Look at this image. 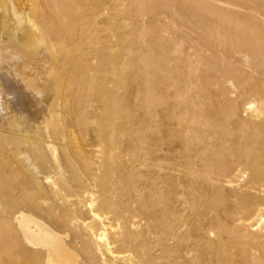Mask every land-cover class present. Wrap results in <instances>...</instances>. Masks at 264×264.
<instances>
[{"label":"bare ground","instance_id":"6f19581e","mask_svg":"<svg viewBox=\"0 0 264 264\" xmlns=\"http://www.w3.org/2000/svg\"><path fill=\"white\" fill-rule=\"evenodd\" d=\"M131 1L143 85L128 97L145 114L134 121L119 105L128 63L105 60L95 44L71 60L85 41L81 26L104 24L122 0L84 9L76 0H0L9 35L0 34V79L14 78L34 105L24 109L30 118L12 108L0 123L20 164L0 211L5 264H264L261 1ZM172 2L189 14L179 12L193 36L186 50L178 31L159 36L147 32L152 20L142 23L145 12L164 21ZM181 55L185 73L175 79L170 62ZM93 80L106 92L91 99ZM73 94L86 98L72 105ZM57 142L70 154L56 153Z\"/></svg>","mask_w":264,"mask_h":264},{"label":"rangeland","instance_id":"374dc122","mask_svg":"<svg viewBox=\"0 0 264 264\" xmlns=\"http://www.w3.org/2000/svg\"><path fill=\"white\" fill-rule=\"evenodd\" d=\"M114 0H76V2H78L77 3V6L79 7V8H81V9H84L85 7H87V6H89V5H93V4H101V3H105V2H108L107 4H111V2H113ZM187 1H190V0H187ZM232 1H234V2H236V3H238V4H241V5H246V4H248L247 2H245L246 0H232ZM255 2H256V0H254ZM259 2L261 1V3H262V5H261V10L262 11H264V0H258ZM257 1V2H258ZM129 3V4H128ZM130 3H132L133 4V2L131 1V0H125V2H124V0H122V7L121 6H117V8L119 9H116V8H114V9H112L109 13H110V15H113V13H114V15L113 16H110L109 14H108V16L104 19L105 20V22H104V24H102L103 23V21L102 22H99V20H96L99 24L98 25H96L97 23H96V21H91V22H87V23H84L83 24V26H81L82 27V29L85 31V33H84V42L82 43V44H78V46L76 47V48H74L75 49V51L73 50V52H72V54H71V60H73V61H79L80 59H83V57L85 56V58L86 57H90L91 55L90 54H93V52H91L93 49H94V46L96 45V47L97 46H101L102 48V50H101V52H100V54H101V56H102V58H104L105 60H108V61H110V62H112V61H115V60H117V61H119V62H121L122 64H123V66H125V67H127V65L129 64L130 66H129V70H127L128 69V67L126 68V69H124V73H123V78H125L126 79V86L122 89V92H121V90H120V93H119V101H121V102H119V105L120 106H122L125 110H126V112L128 113V115H129V117H130V119H132L131 121H134V120H137V118H140L141 117V114L144 116L145 114H143V112L141 111V109H140V104H141V102H139V100H137V97H136V95L134 96V98H132L131 100H129V97H128V94L129 93H131V92H133L134 94H136V93H140V91L142 90V79H141V70H142V68L143 67H141V66H143V63H141L142 61H140L141 59H140V55L141 54H139V52H141V44H139V42L141 41V39H139L138 40V38L140 37L139 36V32H137V31H139L138 29L139 28H141L140 27V25H141V22H139L140 23V25H138L139 23H137V21L136 20H134L135 19V17L137 16V15H133L134 13H133V11H131L132 9H134V5L135 4H131V6H130ZM260 3V4H261ZM80 4V5H79ZM113 4V3H112ZM124 4H125V6H124ZM177 5V6H176ZM128 7V9H127V7ZM172 6H173V9L172 10H174V11H169V12H167V14L165 15L166 17L164 18V21L162 20V19H160V21L158 20V22H157V19H152L150 16H151V14L150 13H147V12H145V15H144V13H143V17L142 16H140V17H142V23L143 24H145V23H148L149 21H153V24L155 25V26H152V28L154 27V29H149V31H147V32H150V30L154 33L155 32V34L156 35H159V36H161V35H163V34H168V33H170V32H172L173 34L175 33V31H178V32H176L177 33V35H176V33L174 34V36L177 38V42H178V44H177V46H178V49H181V50H186L187 48H188V46H190V43H192L190 40H191V37H193L191 34H189L188 36H186V35H184V33H187L188 32V30H187V28L189 27V24L187 23V22H185L186 20H185V18H182V16H179L180 14H179V12L181 13V12H183L181 15H183L184 16V14L186 13V11L185 10H182V8L180 9V5L179 4H177L176 2H172ZM84 7V8H83ZM129 7L131 8V9H129ZM133 7V8H132ZM175 7V8H174ZM122 8H123V10H122ZM126 8V9H125ZM177 8H179V9H177ZM117 10V11H116ZM125 10H129V11H125ZM176 10H178V11H176ZM180 10H182V11H180ZM125 11V12H124ZM118 12V13H117ZM131 12V13H130ZM172 12V13H171ZM185 12V13H184ZM125 13V14H124ZM128 13H130L129 15H128ZM119 14H121V15H119ZM177 14V15H176ZM119 15V16H118ZM123 15V16H122ZM140 15H142V14H140ZM185 15H189L188 14V12H187V14H185ZM125 16V17H124ZM178 16V17H177ZM113 17V18H112ZM130 17V18H129ZM112 18V19H111ZM121 18V19H120ZM5 19V15L2 13V11H1V8H0V22H2L3 20ZM172 19H173V22H172ZM184 19V20H183ZM134 20V21H133ZM161 20H162V22H161ZM131 21H132V23H131ZM166 21V22H165ZM119 22H120V24L121 25H119ZM125 22V23H124ZM175 22V23H174ZM94 23V24H93ZM106 23V24H105ZM113 23H114V25H113ZM128 23H130V24H128ZM165 23H166V25H165ZM169 23V24H168ZM176 24L177 26H175L174 24ZM88 24V25H87ZM132 24H135L134 25V27L132 26ZM162 24V26H160ZM188 24V25H187ZM80 23L78 22L77 24H76V28H80ZM90 25V26H89ZM96 25V26H95ZM130 25V26H129ZM168 25V26H167ZM142 26V25H141ZM165 26H166V28H165ZM97 29V31H95L96 29ZM127 27V28H126ZM139 27V28H138ZM157 27H159L158 29H157ZM170 27H171V29H170ZM90 28H92L91 29V32H89L90 30ZM100 28V29H99ZM132 28V29H131ZM138 28V29H137ZM156 28V29H155ZM169 28V29H168ZM179 30H178V29ZM184 28V29H183ZM98 29L99 30H101V29H103L104 31H101V33H100V31H98ZM133 29H136V30H133ZM175 29V30H174ZM2 30V31H1ZM119 30V31H118ZM128 30V31H127ZM132 30V31H131ZM156 30H158L157 32H156ZM172 30H174V31H172ZM186 30H187V32H186ZM87 31V32H86ZM95 31V32H94ZM97 32V33H96ZM114 32V33H113ZM129 32V33H128ZM131 32L133 33V34H131ZM136 32V33H135ZM168 32V33H167ZM8 33V31L6 30V29H4V27H1L0 26V34H2V36H6V37H9V35L7 34ZM87 33V34H86ZM127 35H126V34ZM99 34V35H98ZM104 34V36L105 37H107V38H103L102 37V35ZM117 34V35H116ZM119 34H121V35H119ZM136 34V35H135ZM114 35V36H113ZM125 35V36H124ZM135 35V36H134ZM148 34H146V36H147ZM96 36H100L99 37V39L100 40H98V37L96 38ZM113 36V39L111 38ZM127 36H129V37H127ZM137 36V37H136ZM139 36V37H138ZM145 35L143 36V37H141L143 40H142V45L143 44H147V43H149L148 41H149V37H146ZM149 36V35H148ZM185 36V37H184ZM95 37V39H93ZM116 37V38H115ZM126 38L125 40H127V41H125L124 40V38ZM133 39H132V38ZM135 37V38H134ZM146 37V38H145ZM189 37V38H188ZM92 38V39H91ZM103 38V40H101ZM130 38V39H129ZM180 38V39H179ZM183 38V39H182ZM184 38H185V40H184ZM129 39V40H128ZM137 39L139 42L138 43H136L137 42V40L135 41V40ZM188 39V40H187ZM146 40H147V42H146ZM184 40V41H183ZM100 41V42H99ZM102 41V42H101ZM107 41V42H106ZM121 41V42H120ZM133 41H135V42H133ZM145 41V42H144ZM189 43H188V42ZM123 42H125V43H123ZM127 42V43H126ZM131 42V43H130ZM123 45H122V44ZM185 43V44H184ZM90 44L91 45H93V44H95L94 46H90ZM103 44V45H102ZM105 44V45H104ZM107 44V45H106ZM126 44V45H125ZM132 44V45H131ZM136 44V45H135ZM138 44L140 45V46H138ZM188 44V46H186ZM86 45V47H84ZM112 45V46H111ZM131 45V46H130ZM149 45V44H148ZM88 46V47H87ZM103 46H105V47H103ZM108 46V47H107ZM138 46V47H137ZM84 48V50H83V48ZM117 48V50H116V48ZM134 47V48H133ZM140 47V48H139ZM86 48V49H85ZM130 48H131V50H130ZM89 49V50H88ZM113 49H115V50H113ZM124 49V50H123ZM126 49V50H125ZM136 49V50H135ZM79 50V51H78ZM111 50H112V52H114V53H112L111 52ZM130 52H132V53H130ZM138 50H140L139 52H138ZM83 51H85V53L83 52ZM122 51H124V52H122ZM126 51V52H125ZM127 51L129 52V53H127ZM135 51V52H134ZM75 52V53H74ZM104 52V53H103ZM117 52H119V54L117 53ZM102 53H103V55H102ZM128 55H127V54ZM84 54V55H83ZM107 54V55H106ZM133 54H134V56H136V60H135V57L133 56ZM138 54V55H137ZM77 55V56H76ZM105 55V56H104ZM73 56V57H72ZM123 56H124V58H123ZM75 57V58H74ZM106 57V58H105ZM109 57V58H108ZM115 57V58H114ZM131 58V57H134V59L132 60V58L131 59H129V58ZM101 57L99 58V61H101V59H102ZM118 58V59H117ZM123 60H124V62H123ZM139 62V63H137L136 64V62ZM130 61V62H129ZM128 63V64H127ZM134 63H135V65H134ZM141 63V64H140ZM136 65H137V67H136ZM185 65H186V61H184V57H183V55H181L180 56V58L179 59H176V60H174V61H171L170 62V70H171V76L173 77V78H175V79H179V78H182V75H183V73H185ZM173 69V70H172ZM182 70L184 71V72H182ZM131 71H133V72H131ZM138 74V75H136V74ZM126 76L128 77V80H127V78H126ZM129 77H130V79H129ZM139 77H140V79H139ZM14 78H10V77H6V78H2V79H0V123H2V121H5L6 119L4 118L5 117V111H6V114H7V112L10 110V109H12V108H15L16 110H19V109H22L23 111H24V109H26L27 111H29L34 105H32V104H30L32 101L30 100V98H29V96H28V93H26V92H24L19 86H17L16 85V83H15V81L13 80ZM132 80V81H131ZM135 80V81H134ZM95 82V83H94ZM135 82V83H134ZM54 84L55 85H57L56 87H58L57 88V90L58 91H60V92H62V84L61 83H59V82H57V80L55 79V82H54ZM94 84V85H93ZM139 84V85H138ZM102 88V87H101ZM87 90H86V92H85V94H87V96L89 95V97L92 99H94L95 98V96H97V95H99L100 94V92H102V93H104V92H106V90L105 89H103V90H100V85H99V83H97V80H93V82L89 85V87L87 86V88H86ZM23 91V92H22ZM99 91V92H98ZM92 92V93H91ZM84 94V95H85ZM92 94H94V96L92 95ZM25 95V96H24ZM24 96V97H23ZM77 96V97H76ZM25 97L29 100H27V99H25ZM238 97V99L236 100V104L237 105H239V107H241L242 106V104L244 103V102H246L247 100V97L245 96V94H240V95H237L236 96V98ZM86 97L85 96H83V95H76V94H73V97H72V95H71V98H69V103L71 104L72 103V105H77V102L76 101H78L79 99L81 100V101H83V99H85ZM121 98V99H120ZM78 99V100H77ZM71 100V101H70ZM31 101V102H30ZM24 103V104H23ZM93 104H95V105H97L96 103H93ZM254 105L255 106H258V104L255 102L254 103ZM135 107V108H134ZM9 109V110H8ZM136 110V111H135ZM23 115H25L26 117L28 116V118H30L29 117V115H30V113L29 112H23L22 113ZM137 114V115H136ZM136 115V116H135ZM28 118H26V119H28ZM63 121H66V120H63ZM68 121H66V122H64V123H67ZM64 142V141H63ZM62 142V143H63ZM58 143V142H57ZM62 143H58V145H60V146H58V145H56V147H57V150H56V153H59V154H61V150H63L64 152H66L67 151V154H70V153H68V151H69V148H68V146H67V144H66V142L64 143V144H66V145H64V144H62ZM4 144H5V146H4ZM61 144L63 145V146H61ZM67 146V147H66ZM10 147V148H9ZM63 147H66V148H63ZM8 148V149H7ZM10 149V150H9ZM65 149V150H64ZM58 151V152H57ZM7 152H8V154H7ZM16 149H14V147L12 146V143L11 142H2V138L0 137V180L2 181V183L0 184V211L1 210H3L4 209V207H5V205H6V200H7V193H8V184H9V179H10V177H11V173L13 172V171H17L18 169H19V166H20V164L18 163V159H17V157H16ZM56 155H58V154H56ZM60 156V155H59ZM16 157V158H15ZM11 159V160H10ZM13 161V162H12ZM14 166H13V165ZM8 172V173H7ZM45 172H47V173H50V171L49 170H45ZM5 175V176H4ZM2 225V228H1V233L3 234V232H4V227H3V224H1ZM6 258H7V251H6V249H5V243H4V241H0V264L2 263V264H5V262H6Z\"/></svg>","mask_w":264,"mask_h":264}]
</instances>
